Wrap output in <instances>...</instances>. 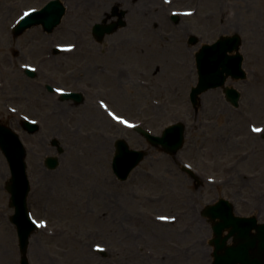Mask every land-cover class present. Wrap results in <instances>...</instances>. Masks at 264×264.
I'll return each instance as SVG.
<instances>
[{
    "label": "rangeland",
    "instance_id": "1",
    "mask_svg": "<svg viewBox=\"0 0 264 264\" xmlns=\"http://www.w3.org/2000/svg\"><path fill=\"white\" fill-rule=\"evenodd\" d=\"M46 1L0 0V63L12 71L1 76L8 93L0 96V107L12 96L9 105L18 109L12 115L17 130L19 115L43 118L42 124L38 120V132L20 131L28 151L27 206L39 225L29 239V263L210 264L211 224L200 216L202 209L225 198L236 214L244 216L245 201L264 192V149L258 150L260 139L247 130L251 122L256 125L264 119V102L260 103L256 89L251 103L242 95L234 109L217 89L202 94L193 109L189 93L197 82L194 58L203 44L234 31L243 37L241 30L246 28L249 31L243 33L256 41L248 62L256 60L261 66L264 0H185V8L197 11L183 20L185 29L151 31L130 26L132 20H126L125 27L101 44L91 30L104 11L109 12L105 0H62L67 15L51 34L34 27L13 36L11 28L24 11ZM176 7L173 4L165 11ZM260 34L263 43L258 42ZM192 37L195 44L189 42ZM60 44L76 45V49L44 64L43 55ZM23 64L37 68L38 76L24 77ZM78 65L83 67L75 70ZM90 76L99 82L87 89L92 94L82 105L73 111L66 101L55 106L52 117L57 115V124L51 133L50 114L36 105L31 89L41 80L51 83ZM96 98L113 110H98L93 105ZM115 116L129 125L115 121ZM176 122L185 125V137L175 155L151 147L130 128L138 124L159 136ZM46 136L56 137L63 149L56 171L42 166L45 148L41 142ZM118 139L130 149L146 151L123 182L111 170ZM183 166L197 180L184 173ZM9 178L0 152V264H18L19 258L16 230L9 221L13 210L5 190Z\"/></svg>",
    "mask_w": 264,
    "mask_h": 264
},
{
    "label": "water",
    "instance_id": "2",
    "mask_svg": "<svg viewBox=\"0 0 264 264\" xmlns=\"http://www.w3.org/2000/svg\"><path fill=\"white\" fill-rule=\"evenodd\" d=\"M64 12V7L59 0L50 1L41 11H33L14 27V34L20 35L26 29L33 26L42 25L43 29L50 33L56 27ZM116 28L114 26L102 29L100 25H95L93 33L97 40H101L107 33H111ZM237 38H221L216 44L203 46L196 55V68L198 72V82L196 87L191 89L190 102L196 108L198 96L202 93L219 88L224 85L227 77H242L241 56H229L228 53L237 50ZM190 42H195L191 39ZM232 44V45H231ZM27 75L32 76L29 70ZM227 98L236 104L238 94L232 89H225ZM67 95H63L65 98ZM68 97H76L69 95ZM30 132L34 125L24 124ZM147 142L153 147L161 149L170 155H175L182 147L185 127L182 123H175L166 127L161 136H153L141 128H135ZM115 155L112 160V170L114 175L125 181L128 175L146 156L145 152L130 150L123 140L115 143ZM0 150L5 156L9 169L10 180L6 190L10 194V207L14 214L10 221L15 225L18 237V246L21 252L20 264H28L26 252L28 239L36 229L29 218L27 208V196L30 190L25 165V150L18 136L10 129L0 126ZM59 153L62 149L59 148ZM46 166L54 169L57 166L56 158H47ZM203 214L214 221L212 230L215 238L211 241L214 245L213 264H263L264 263V225L258 226L254 219H244L233 215L232 207L228 202L219 200L215 205L205 208ZM218 221H215V220ZM256 228L258 235L251 236L250 231ZM227 231V235L222 233ZM232 239L233 245L226 243ZM256 242L258 245L255 246ZM258 249V251L256 250Z\"/></svg>",
    "mask_w": 264,
    "mask_h": 264
},
{
    "label": "flooded vegetation",
    "instance_id": "3",
    "mask_svg": "<svg viewBox=\"0 0 264 264\" xmlns=\"http://www.w3.org/2000/svg\"><path fill=\"white\" fill-rule=\"evenodd\" d=\"M160 1L162 2V4L161 2L159 4L158 0H105L104 3L109 6V9H108L109 12L104 11L103 17L100 22H102L103 25L105 24L108 25V24H113V23L117 24L119 23L120 19H122V21L124 22L123 27L126 26V20H132V25L130 26H133V27L136 26V27H140L142 29H147L151 31H154V30L157 31V29L166 30L169 28L171 29L172 27H177L179 30H182V29H185L187 26L183 23V20L186 19L187 16L193 14V12H195V15H196L197 11L195 10L191 11L185 8L187 7V4L185 3L187 0L186 1L185 0H160ZM44 4L45 2L41 6H43ZM173 4L177 5L178 7L170 9L169 11L168 10L165 11L167 7ZM41 6L39 5L38 7H41ZM66 15H67V11L64 17H66ZM88 25L89 24L87 23V26ZM245 31L247 32L249 30L246 28H242L241 33L244 34L243 37L241 36L240 32H237V31H234L230 35V36L238 35L240 38V53L242 54V58H243V68H244V63L246 64V62H248L249 59L253 55V54L249 55L250 53L249 50L253 48L252 45L256 44L255 39H252V38L250 39V36L248 33H243ZM261 37L262 36L260 34L258 38L259 43H263L262 42L263 40ZM216 40H214L213 42H215ZM72 46L76 49V45H72ZM74 51L75 50H72V52H69L68 54L73 53ZM59 54L60 52L54 49L51 50L50 53L48 51L47 54L43 55V60L45 61L44 64L48 65V63L52 60V58L53 57L55 58ZM61 54L65 55L64 53H61ZM248 63H249V67L244 68L245 76L243 79L229 80V84L235 89H237L238 92L240 93L239 106H240L242 95L244 96V99L248 96V99L250 100V95H252L253 94L252 92L256 91V89L258 90L257 95L260 99V103L264 102V60L262 59L261 66L258 65V61L256 60L250 61ZM82 67L83 65L81 66V68ZM81 68L78 65L74 69L80 70ZM85 69L87 68L85 67ZM9 71L12 72L8 66H6L5 64L1 62L0 63V79L3 74L7 75L5 73ZM22 74L24 77H26L24 70H22ZM37 76H38V71L37 73H35V78ZM24 77L23 79L21 77H18V80L22 81L24 80ZM78 79L80 80L72 79L71 81H66L63 79V81H59V82L52 81L51 83H43V81L41 80L39 83L38 82L36 83L37 84L36 88L31 89L35 94V101H37L36 105H39L40 109L44 107L47 108L46 111L50 114V118H51L50 121L48 120L47 117L46 119L48 120L49 124H53L54 126V127L53 126L50 127L51 133L54 132L55 125L57 124L54 119L57 117V115L52 117V114L53 115L55 114V106H58V103L62 101L58 93L56 94V90L61 88L64 91L76 92V93L81 94L83 98V102H82L83 104L85 102V98L92 94V92L87 89L90 86L95 85L99 82V80L91 76L90 78L88 77V79L85 78L86 80H84V78H78ZM23 82L25 83L24 89L28 90V87H26V82L25 81ZM55 84L59 86H55ZM5 86L6 85L4 84V82L0 81V96L7 95L8 91L5 88ZM11 99H12V96H9L8 99L3 103V106L0 107V122L1 124L12 127L14 117L12 116L10 111L13 110L15 112H18V109L9 105V102L12 103ZM94 100H96V103L104 102L108 106H111L106 101H103V99L96 98ZM67 103L71 104L69 107L71 108L70 109L71 111H73L74 108L82 105V104L76 103L73 100H68ZM96 103L94 101L93 105L96 106ZM250 103H251V100H250ZM227 104L230 105V107L234 108L232 104H230L229 102H227ZM234 109H237V108H234ZM261 110H263L262 111V114H263L264 113V103H263V107ZM34 119L37 120V117ZM38 120L41 121V124L43 123V118L40 119L38 117ZM258 127L261 129V131L255 134L252 133L254 128H258ZM39 130H40V124H39ZM247 130L249 131V134L252 133L253 135L258 136L260 141L261 139L264 140V119L259 121V123L256 125H254L253 122H251V124H248ZM42 139H43V136L41 137V140ZM260 141H259V148H258L259 151L261 149H264V144L263 142L261 143ZM41 145L44 146L45 148L44 153L41 152L42 155H44V157L43 158L41 157V159H42V166L44 169H46L44 166L43 160L45 159L46 156L54 155L57 153L58 139L54 136H50V137L46 136L45 141L41 142ZM254 147L257 148V141L254 143ZM39 150H41V148ZM260 192L261 193H258L259 195L258 198H255L254 200L248 199L245 201V204H244L245 211H246L245 215L248 217H254L258 221V223H264V192L262 191ZM253 234H256V231H253Z\"/></svg>",
    "mask_w": 264,
    "mask_h": 264
}]
</instances>
